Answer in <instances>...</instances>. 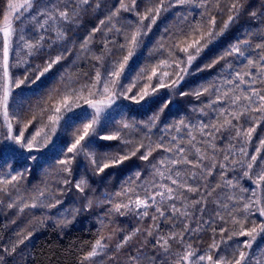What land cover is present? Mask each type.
<instances>
[{"label":"snow or ice","instance_id":"snow-or-ice-1","mask_svg":"<svg viewBox=\"0 0 264 264\" xmlns=\"http://www.w3.org/2000/svg\"><path fill=\"white\" fill-rule=\"evenodd\" d=\"M0 208V264H264V0H0Z\"/></svg>","mask_w":264,"mask_h":264},{"label":"trees","instance_id":"trees-1","mask_svg":"<svg viewBox=\"0 0 264 264\" xmlns=\"http://www.w3.org/2000/svg\"><path fill=\"white\" fill-rule=\"evenodd\" d=\"M32 178L29 177V180ZM15 219L17 223L15 225L11 224V220ZM31 217L27 214L23 216H16L12 212H8L6 208H0V235L4 237V242H6L10 237L14 236V233L20 228H26L29 225ZM5 225L8 227L5 228ZM87 226V222H85ZM58 243L55 234L50 230H39L33 237L32 241L29 243L28 251L34 252L38 259L40 258V253L46 250L49 244ZM64 243H68V238H65Z\"/></svg>","mask_w":264,"mask_h":264}]
</instances>
